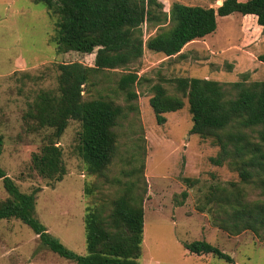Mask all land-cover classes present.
<instances>
[{
    "label": "rangeland",
    "instance_id": "374dc122",
    "mask_svg": "<svg viewBox=\"0 0 264 264\" xmlns=\"http://www.w3.org/2000/svg\"><path fill=\"white\" fill-rule=\"evenodd\" d=\"M161 1L169 12L175 1L217 8L224 0ZM246 16L241 12L218 16L216 31L188 43L180 55L166 56L145 48L143 56L127 69L107 71L99 83L87 86L86 98L103 94L127 107L128 101L116 83L121 72L137 71L140 96L133 102L138 108L127 109L128 115L121 120L118 153L107 178L89 172L77 149L82 123L71 119L57 140L63 149L67 174L55 181L32 167L33 153L40 151L53 128L35 129V121L28 114L30 104L42 90L58 92L59 64L81 61L94 65L96 50L59 52L56 17L43 2L0 0V132L4 136L0 163L22 191L41 188L36 215L67 247L87 253L85 215L89 208L100 203L109 205L133 178L130 172L145 160L142 264H264V241L253 231L233 235L213 222L205 204L211 186L242 183L236 170L210 160L220 150L213 138L191 132L193 119L187 99L182 109L167 112V121L162 124L150 104L152 84L163 82L169 92L176 93L177 77L216 79L228 90L231 82L243 80V74H247L246 82L264 80V62L258 59L264 52V29L254 17ZM158 28L159 25L145 23V39ZM141 174L139 170L136 176ZM185 177L197 181L189 186ZM140 186L142 192V181ZM247 189L249 198L260 197L259 188L247 185ZM184 190L189 192L186 198L182 196ZM8 195L0 178V201ZM199 239L218 246L234 261L214 253H192L185 246ZM0 264L76 263L45 246L28 224L10 218L0 221Z\"/></svg>",
    "mask_w": 264,
    "mask_h": 264
},
{
    "label": "trees",
    "instance_id": "16d2710c",
    "mask_svg": "<svg viewBox=\"0 0 264 264\" xmlns=\"http://www.w3.org/2000/svg\"><path fill=\"white\" fill-rule=\"evenodd\" d=\"M34 1L43 2L56 17L55 41L59 52L96 50L94 65L81 61L59 64L58 92L42 90L30 104L28 114L35 121V129L53 128L40 151L33 153L32 167L55 181L67 174L63 149L57 140L71 119L82 123L77 149L89 172L107 178L118 153L121 120L128 115L127 109L138 108L133 101L139 99L136 85L141 78L133 70L121 72L116 83L128 101L127 107L103 94L86 98L87 86L99 83L102 74L127 69L143 56L145 48L166 56L180 55L186 44L216 31L218 16L233 12L255 14L264 29V0H224L217 8L175 1L169 12L164 10L161 0ZM145 23L159 25L147 39L143 32ZM258 59L264 62V52ZM243 77L231 82L229 90L221 81L206 77H177L176 93L157 82L151 87L150 104L162 124L167 121L165 114L182 109L187 99L193 119L191 132L213 138L220 150L210 160L236 170L242 183L230 181L211 186L205 204L212 212L213 222L233 235L251 230L264 241V80L246 82L247 74ZM3 147L4 136L0 132V158ZM144 168L145 160L130 172L133 178L109 205L100 203L89 208L85 215L86 254L67 247L36 215L41 188L22 191L1 163L0 178L9 195L0 201V221L20 219L45 246L76 264H142L147 192ZM139 170L141 177L136 176ZM184 180L189 186L197 181L191 177ZM141 181L145 186L142 192ZM247 185L259 188L260 197L249 198ZM88 192H92L90 188ZM188 193L184 190L182 196L186 198ZM185 246L192 253H214L234 261L232 255L206 239Z\"/></svg>",
    "mask_w": 264,
    "mask_h": 264
},
{
    "label": "crops",
    "instance_id": "0c3cea01",
    "mask_svg": "<svg viewBox=\"0 0 264 264\" xmlns=\"http://www.w3.org/2000/svg\"><path fill=\"white\" fill-rule=\"evenodd\" d=\"M243 1H245V0H243ZM246 15H247V16H246L247 18H248V17H254V19H256L255 21H257V16H256L255 14H246ZM248 15H249V16H248ZM255 17H256V18H255ZM251 24L254 26V24H253L252 22H251ZM251 24H250V25H251ZM255 28H257L256 25H255ZM260 28H263V26L260 25ZM191 42H192V41H191ZM189 43H190V42H189ZM186 45H188V44H186ZM184 48H185V47H184ZM184 48H183V49H184Z\"/></svg>",
    "mask_w": 264,
    "mask_h": 264
}]
</instances>
